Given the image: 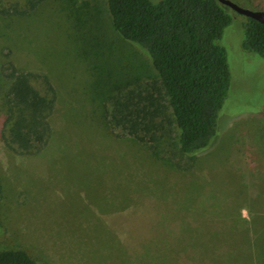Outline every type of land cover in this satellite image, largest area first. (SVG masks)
<instances>
[{"label": "rangeland", "instance_id": "374dc122", "mask_svg": "<svg viewBox=\"0 0 264 264\" xmlns=\"http://www.w3.org/2000/svg\"><path fill=\"white\" fill-rule=\"evenodd\" d=\"M231 1L264 9V0ZM16 2L23 0L0 6ZM230 13L219 44L231 88L218 135L194 159L181 153L166 119L158 142L109 123L115 99L152 93L159 77L114 30L106 0H49L26 21L0 16V67L14 62L35 74L42 93L47 76L60 106L48 144L23 155L10 143L0 77V251H24L38 264H176L159 251L194 218L196 235L220 233L214 250L205 246L215 261L194 264H264V59L244 51V17ZM168 214L177 217L174 232L164 225ZM232 217L237 225L221 223Z\"/></svg>", "mask_w": 264, "mask_h": 264}, {"label": "trees", "instance_id": "16d2710c", "mask_svg": "<svg viewBox=\"0 0 264 264\" xmlns=\"http://www.w3.org/2000/svg\"><path fill=\"white\" fill-rule=\"evenodd\" d=\"M48 2L23 0L10 8L0 6V16L26 21ZM106 5L114 30L148 56L159 77L154 92L130 91L115 99L109 123L138 140L158 142L166 119L183 155L194 159L206 152L218 135V118L231 88L228 52L219 44L233 23L231 9L218 0H106ZM243 17V49L264 59V23ZM0 77L8 86L10 143L23 155H37L51 139L50 117L60 107L57 91L46 76L47 92L42 93L33 83L35 74L20 70L14 62L9 68L0 67ZM168 215L164 225L173 231L177 217ZM227 219L221 222L224 226L237 225V217ZM183 221L185 232L177 237V230L175 244L163 245L161 259L176 264L214 262L213 251L205 248L215 247L214 238L219 239L220 233L196 235L199 221ZM0 264L38 263L24 251L6 250L0 251Z\"/></svg>", "mask_w": 264, "mask_h": 264}, {"label": "water", "instance_id": "95a60500", "mask_svg": "<svg viewBox=\"0 0 264 264\" xmlns=\"http://www.w3.org/2000/svg\"><path fill=\"white\" fill-rule=\"evenodd\" d=\"M221 4L228 6L231 10L235 11L236 13L253 18L259 22L264 23V11L260 10H251L238 4L232 2L231 0H218Z\"/></svg>", "mask_w": 264, "mask_h": 264}]
</instances>
